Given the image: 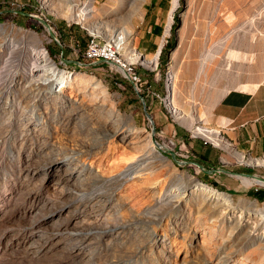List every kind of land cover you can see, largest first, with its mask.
I'll return each instance as SVG.
<instances>
[{"label":"rangeland","instance_id":"1","mask_svg":"<svg viewBox=\"0 0 264 264\" xmlns=\"http://www.w3.org/2000/svg\"><path fill=\"white\" fill-rule=\"evenodd\" d=\"M172 7L0 0V264H247L264 253V184L244 175H262L264 156L208 123L230 89L264 83V0H180L156 66ZM129 31L120 57L137 85L84 56L90 32L102 44ZM46 69L58 80H40ZM75 74L88 77L58 87Z\"/></svg>","mask_w":264,"mask_h":264},{"label":"crops","instance_id":"2","mask_svg":"<svg viewBox=\"0 0 264 264\" xmlns=\"http://www.w3.org/2000/svg\"><path fill=\"white\" fill-rule=\"evenodd\" d=\"M185 24L186 22L184 26ZM124 33L127 38L131 31ZM208 123L211 128L218 130L236 150L263 157L264 83L253 91L230 89L212 109ZM208 152L209 150L205 149L204 154L200 156L208 159V161L204 160L202 166L207 175H212L213 168L209 167L212 159L208 156Z\"/></svg>","mask_w":264,"mask_h":264},{"label":"built area","instance_id":"3","mask_svg":"<svg viewBox=\"0 0 264 264\" xmlns=\"http://www.w3.org/2000/svg\"><path fill=\"white\" fill-rule=\"evenodd\" d=\"M12 6H15L13 4ZM27 10V4H18L16 7L11 8V11L15 13H21V14H27L25 11ZM33 16L34 18H37L40 22H44L46 26L48 27V31L50 35L53 36V39L61 44L60 39L57 37L56 31L54 30V27L49 23V19L47 21H44L42 18L38 17L37 15L34 14H29ZM48 22V23H47ZM70 26V24L68 25ZM91 40L87 43V48L84 52V56L87 59V61H94L96 59H101L103 61H111V62H120L121 60V49L120 47L123 46V32L122 34H118L116 37H112L111 39L107 40L105 43L99 42L98 38L96 35L92 34L91 32L89 33ZM121 63V62H120ZM125 71V70H124ZM126 73L129 74L130 79L132 80L133 83L136 85L140 82V76L138 73L135 71H125ZM209 141H206V143ZM261 178L264 180V173L262 175H253ZM264 187V186H262ZM259 191L260 189H256Z\"/></svg>","mask_w":264,"mask_h":264},{"label":"bare ground","instance_id":"4","mask_svg":"<svg viewBox=\"0 0 264 264\" xmlns=\"http://www.w3.org/2000/svg\"><path fill=\"white\" fill-rule=\"evenodd\" d=\"M179 5H180V0H173V7H172V10H171V13H170V18H169V21H168V25H167V29H166V33H165V35L163 36V38L161 39V43H160V47H163V45L165 44V42L167 41L166 40V38L169 36V33H170V31H171V25H172V21H173V15H174V12H175V10L179 7ZM81 16V18H85L84 17V15L82 16V15H80ZM2 28H4L3 26H0V29H2ZM123 36H124V40L126 39V35H125V33H123ZM124 43H125V41H124ZM124 43H123V45H124ZM120 49H121V52L123 51V46H121L120 47ZM135 55V54H134ZM136 56V55H135ZM160 56V54L159 53H157L156 54V56L152 59V61H151V63H153L154 65H158V60H159V57ZM36 59L38 60V62L39 63H43L44 61H47L48 60V56L45 54V52H40V53H38L37 54V56H36ZM120 62H115V63H117L118 65H119V67L122 69V71H124V69H123V66L125 67L126 65L124 64V62H123V58L121 59V60H119ZM44 71V73L42 74V72ZM36 73H39V75H38V78L40 79V80H46V82H47V80L49 81V80H51L52 79V81H57L58 79V75H55L54 74V70L52 69H46V70H36L35 71ZM76 75V76H75ZM75 75H73L72 76V78L69 80V77H67V76H65V77H61V81H60V84H58V87H61V88H63V87H65L66 85H67V83H68V81H69V83L71 82V81H73L74 79H76V80H84V79H86V77H88L87 75H85V74H75ZM50 77V78H49ZM49 83V82H48ZM169 104L172 106V107H175V109H176V111H178L179 110V108H181L180 106H179V104L176 102V100L173 98V99H170L169 100ZM172 109V108H171ZM214 130H216V129H213V131ZM216 131H218V130H216ZM240 177H244V176H242V175H240ZM246 177H256V178H258V182L259 183H261V184H264V180H261V178H259V177H257V176H246ZM207 191H209V192H211L212 190H211V188L210 187H208L207 188ZM259 221V220H258ZM262 239V238H261ZM253 241L255 242V244H256V239L253 237ZM250 242V241H249ZM261 242H264V239L263 240H261L260 241V243ZM259 243V244H260ZM207 244H208V246L210 245L211 246V243L210 242H208L207 241ZM251 245H252V242H251ZM258 248V247H257ZM260 248V247H259ZM258 248V249H259ZM247 261H248V263L247 264H264V253L263 252H260V251H258V250H256V253L254 254H252L251 256H248V258H247ZM244 264H245V262H244Z\"/></svg>","mask_w":264,"mask_h":264},{"label":"trees","instance_id":"5","mask_svg":"<svg viewBox=\"0 0 264 264\" xmlns=\"http://www.w3.org/2000/svg\"><path fill=\"white\" fill-rule=\"evenodd\" d=\"M154 30H155V32L157 33V34H159L160 32H161V28L159 27V26H155L154 27ZM163 52H165V49L163 50ZM203 160H205V161H208V159L207 158H204L203 157ZM211 185H213V186H218V184L215 182V181H212L211 182ZM254 195H255V197L256 198H258L260 201H264V195H262V193H260V192H256V193H254Z\"/></svg>","mask_w":264,"mask_h":264},{"label":"water","instance_id":"6","mask_svg":"<svg viewBox=\"0 0 264 264\" xmlns=\"http://www.w3.org/2000/svg\"><path fill=\"white\" fill-rule=\"evenodd\" d=\"M138 51V50H137ZM139 52V51H138ZM158 53L159 54H161L162 53V47H159L158 48ZM142 56H143V54H141ZM140 97H141V99H142V101H143V103H144V107L146 108V101H145V98L143 97V96H141L140 95ZM148 115V117L150 118V120H151V116H150V114H147ZM201 166V165H200ZM223 171V170H222ZM225 171V170H224ZM244 175H247V176H252V175H250V174H244Z\"/></svg>","mask_w":264,"mask_h":264}]
</instances>
